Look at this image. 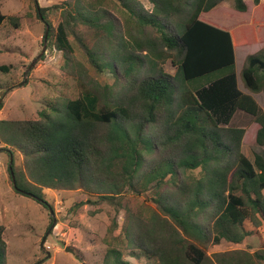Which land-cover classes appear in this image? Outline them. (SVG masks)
I'll return each mask as SVG.
<instances>
[{
	"label": "trees",
	"instance_id": "1",
	"mask_svg": "<svg viewBox=\"0 0 264 264\" xmlns=\"http://www.w3.org/2000/svg\"><path fill=\"white\" fill-rule=\"evenodd\" d=\"M119 1L142 36L133 41L122 37L112 61L136 80L127 94L117 95L107 87H90L80 70L85 79L82 94L63 109H54V115L41 112L36 121H0L1 138L27 158L28 178L14 164L10 167L14 189L45 208L43 188L82 189L118 206L126 194L154 189L160 214L133 218L127 234L133 258L144 256L152 264H245L241 254L243 260L236 254L211 258L189 238L240 244L249 235L244 222L256 221L258 215L264 220V154L249 160L242 152L246 128L234 125L239 112L250 117L259 125L256 143L264 147V108L240 89L236 69L237 48L264 42L259 33L264 3L255 0L249 21L224 27L210 18L218 5L230 0H149L151 12L132 0ZM106 2L75 0L37 8L38 18L47 25V13L63 9L54 46L69 63H74L69 37L79 24L116 41L118 30L103 7ZM234 8L248 11L244 0H234ZM7 19L0 12V27ZM77 37L92 65L102 71L105 55ZM141 51L146 52L144 58ZM169 59L177 68L174 76L159 67ZM0 71L7 73L9 67L0 66ZM240 77L247 90L264 95V49L248 56ZM151 155L156 163L146 168ZM196 170L200 176L189 175ZM167 184L173 185L172 191L162 192ZM4 234L0 225V264H7ZM103 264L130 262L111 245Z\"/></svg>",
	"mask_w": 264,
	"mask_h": 264
},
{
	"label": "rangeland",
	"instance_id": "2",
	"mask_svg": "<svg viewBox=\"0 0 264 264\" xmlns=\"http://www.w3.org/2000/svg\"><path fill=\"white\" fill-rule=\"evenodd\" d=\"M74 1L0 0V12L8 18L0 27V66L9 67L7 73L0 71V103L3 104L0 121H36L41 119V112L54 115V109H63L69 100H75L82 94L85 79L80 77V70L85 72L86 79L92 83L90 87L95 84L102 91L107 87L117 95L128 93L136 77H127L121 64L115 65L112 59L122 37L133 41L142 34L119 0H107L103 6L110 11L117 27L116 41L111 42L101 31L81 24L75 28V34L70 35L75 65L66 61L63 53L54 46L55 32L62 21V8L47 13L49 32L53 29V33L45 43L47 23L38 18L37 8H50ZM244 1L248 7L246 13L236 11L234 0H230L218 5L213 12L219 11L212 12L210 19L224 27H237L249 21L255 9V0ZM132 2L139 9L142 7L149 12L153 10L149 0ZM260 3H264V0H260ZM16 21L18 27L14 25ZM144 32L156 37L148 29ZM259 33L263 35L264 28ZM77 36L81 37L83 43L100 49L105 55L101 61L105 64L102 71L92 65ZM45 45L46 51L43 52ZM261 49H264L262 41L254 46L237 48L236 69L240 89L252 95L264 108V95L247 90L240 77L248 56ZM138 54L144 58L146 52ZM107 63L113 65L106 66ZM159 67L170 76H174L177 71L171 59L159 63ZM234 125L246 128L242 152L254 162L256 154H264V147L256 143L259 125L241 112L236 115ZM8 150L13 152V156ZM155 160V156H147L148 165L145 164V167L154 165ZM12 164L28 178L26 156L19 149H11L0 136V225L5 228L7 264H103L111 245L120 249L130 264H152L144 256H131L133 252L129 249L127 234L134 217L146 220L154 213L160 214L156 190H149L142 195L126 194L121 200V206H118L99 201L97 195L88 194L82 189L43 188L48 203L45 208L33 198L16 192L10 174ZM189 175L200 176V170L190 172ZM172 189V184L160 188L162 192ZM82 202V206H76ZM163 217L168 219L167 216ZM256 218V221L247 219L244 222L249 235L240 244L223 241L215 245L213 237L202 242L193 238H189V241L197 244L211 258L216 254H236L243 260L241 254L247 258L245 264H264V220L260 215ZM114 222H117L116 227ZM67 248L73 253L67 252Z\"/></svg>",
	"mask_w": 264,
	"mask_h": 264
},
{
	"label": "water",
	"instance_id": "3",
	"mask_svg": "<svg viewBox=\"0 0 264 264\" xmlns=\"http://www.w3.org/2000/svg\"><path fill=\"white\" fill-rule=\"evenodd\" d=\"M48 36H49V26L47 25V30H46V33H45V43L47 42ZM45 51H46V45H45V48H44L43 52H45ZM13 180H14V177H13ZM14 186H15V182H14ZM66 250H67V252L73 253V251L71 249H69V248H67Z\"/></svg>",
	"mask_w": 264,
	"mask_h": 264
}]
</instances>
